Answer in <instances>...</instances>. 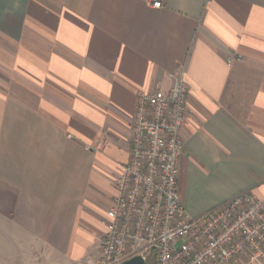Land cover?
Listing matches in <instances>:
<instances>
[{"label":"crops","instance_id":"0c3cea01","mask_svg":"<svg viewBox=\"0 0 264 264\" xmlns=\"http://www.w3.org/2000/svg\"><path fill=\"white\" fill-rule=\"evenodd\" d=\"M181 68L185 214L263 198L264 0H0V264L98 260L136 96Z\"/></svg>","mask_w":264,"mask_h":264},{"label":"built area","instance_id":"2783aa9c","mask_svg":"<svg viewBox=\"0 0 264 264\" xmlns=\"http://www.w3.org/2000/svg\"><path fill=\"white\" fill-rule=\"evenodd\" d=\"M242 59L232 55L226 63ZM171 79L166 94L136 96L128 160L113 179L99 258L82 264H124L135 257L143 264H264V197L242 192L201 216L185 214L177 190L184 69Z\"/></svg>","mask_w":264,"mask_h":264},{"label":"water","instance_id":"95a60500","mask_svg":"<svg viewBox=\"0 0 264 264\" xmlns=\"http://www.w3.org/2000/svg\"><path fill=\"white\" fill-rule=\"evenodd\" d=\"M124 264H143V262L141 261L140 258L135 257L133 259H130V260L124 262Z\"/></svg>","mask_w":264,"mask_h":264}]
</instances>
